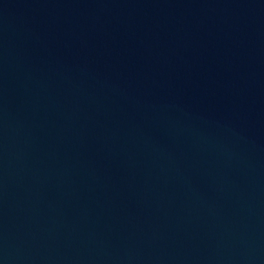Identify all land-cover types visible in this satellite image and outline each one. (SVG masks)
Returning a JSON list of instances; mask_svg holds the SVG:
<instances>
[{
	"label": "water",
	"instance_id": "1",
	"mask_svg": "<svg viewBox=\"0 0 264 264\" xmlns=\"http://www.w3.org/2000/svg\"><path fill=\"white\" fill-rule=\"evenodd\" d=\"M0 264H264V0H0Z\"/></svg>",
	"mask_w": 264,
	"mask_h": 264
}]
</instances>
